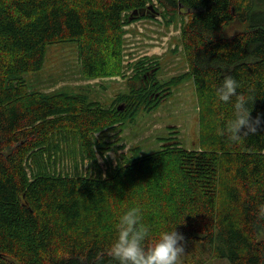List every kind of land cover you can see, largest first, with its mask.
Segmentation results:
<instances>
[{
  "label": "trees",
  "instance_id": "1",
  "mask_svg": "<svg viewBox=\"0 0 264 264\" xmlns=\"http://www.w3.org/2000/svg\"><path fill=\"white\" fill-rule=\"evenodd\" d=\"M152 1L0 0V264H116L109 245L131 207L153 234L183 222L186 242L208 245L213 259L264 264V124L240 141L219 135L232 108L216 93L233 76L254 98L252 116L264 119V0H155L164 18L188 15L180 32L188 73L160 84L156 65H136L124 110L24 87L23 76L40 71L58 42H77L84 78L121 74L123 26ZM236 23L246 26L228 34ZM187 78L200 107L198 147L167 142L144 155L134 148L104 177L98 168L71 175L38 165L28 174L29 153L55 136L95 164L94 144H103L94 132L153 109L159 89Z\"/></svg>",
  "mask_w": 264,
  "mask_h": 264
},
{
  "label": "rangeland",
  "instance_id": "2",
  "mask_svg": "<svg viewBox=\"0 0 264 264\" xmlns=\"http://www.w3.org/2000/svg\"><path fill=\"white\" fill-rule=\"evenodd\" d=\"M150 5L157 12L154 17L140 16L123 26L121 74L84 78L77 42H58L48 45L40 71L23 76L26 90L43 95L64 93L80 96L86 103L105 109L120 106V110H124L121 102L126 101L123 96L131 94L130 84L136 65H156L158 70L153 79L160 84L187 74L180 43L181 27L188 18L186 11L180 9L169 19L162 16L155 0ZM245 26L236 23L225 31L233 34ZM159 93L160 98L157 105L153 104V109L141 106L132 121L127 119L121 127L117 124L94 132L93 141L103 144L101 151L97 148L100 145L94 144L95 164L82 157L78 144L59 141L55 136V142L29 153L25 163L28 174L31 176L37 172L38 165L53 174L71 175H93L98 168L104 177L116 167L119 155L127 157L134 148L144 155L158 150L167 142H175L187 149L198 147L200 107L192 79L187 78L168 89H159ZM197 261L200 264H229L225 259H213L208 245L186 242L180 264Z\"/></svg>",
  "mask_w": 264,
  "mask_h": 264
},
{
  "label": "clouds",
  "instance_id": "3",
  "mask_svg": "<svg viewBox=\"0 0 264 264\" xmlns=\"http://www.w3.org/2000/svg\"><path fill=\"white\" fill-rule=\"evenodd\" d=\"M240 88V82L229 75L216 89L218 100L232 108L231 116L218 127V134L234 142L255 134L264 124L260 115L252 116L254 98ZM182 224L177 222L163 226L153 234L151 225L144 222L141 208L131 207L116 224L109 255L116 264H180L186 246V238L178 230Z\"/></svg>",
  "mask_w": 264,
  "mask_h": 264
},
{
  "label": "water",
  "instance_id": "4",
  "mask_svg": "<svg viewBox=\"0 0 264 264\" xmlns=\"http://www.w3.org/2000/svg\"><path fill=\"white\" fill-rule=\"evenodd\" d=\"M157 14V12L155 11V9L153 8L152 5H149L147 7H144L142 9L133 11L131 13V17H137V16H149V17H154Z\"/></svg>",
  "mask_w": 264,
  "mask_h": 264
},
{
  "label": "bare ground",
  "instance_id": "5",
  "mask_svg": "<svg viewBox=\"0 0 264 264\" xmlns=\"http://www.w3.org/2000/svg\"><path fill=\"white\" fill-rule=\"evenodd\" d=\"M147 6H148V5H147ZM147 6H146V7H147ZM153 8H154V7H153Z\"/></svg>",
  "mask_w": 264,
  "mask_h": 264
}]
</instances>
